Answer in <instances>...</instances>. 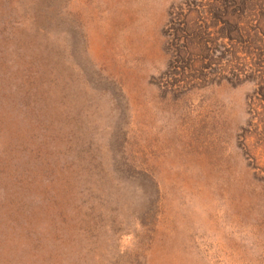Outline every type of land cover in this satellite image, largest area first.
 <instances>
[{
    "label": "rangeland",
    "instance_id": "374dc122",
    "mask_svg": "<svg viewBox=\"0 0 264 264\" xmlns=\"http://www.w3.org/2000/svg\"><path fill=\"white\" fill-rule=\"evenodd\" d=\"M0 264H264V0H0Z\"/></svg>",
    "mask_w": 264,
    "mask_h": 264
}]
</instances>
